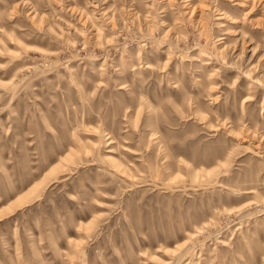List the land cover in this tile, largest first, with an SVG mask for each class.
<instances>
[{
    "label": "rangeland",
    "instance_id": "obj_1",
    "mask_svg": "<svg viewBox=\"0 0 264 264\" xmlns=\"http://www.w3.org/2000/svg\"><path fill=\"white\" fill-rule=\"evenodd\" d=\"M0 264H264V0H0Z\"/></svg>",
    "mask_w": 264,
    "mask_h": 264
},
{
    "label": "bare ground",
    "instance_id": "obj_2",
    "mask_svg": "<svg viewBox=\"0 0 264 264\" xmlns=\"http://www.w3.org/2000/svg\"><path fill=\"white\" fill-rule=\"evenodd\" d=\"M41 183H42V182H41ZM36 187H38V186H36ZM30 195H31V193H30L29 195L24 194V195L20 196V197L16 200V202L19 203L20 205H24V203L27 201V198H29ZM32 200H33V199H32ZM17 203H16V204H17ZM16 204H15V206H16ZM184 244H186V243H184Z\"/></svg>",
    "mask_w": 264,
    "mask_h": 264
}]
</instances>
